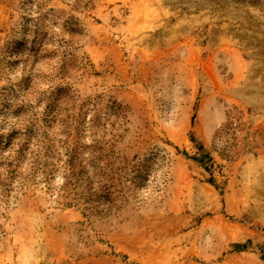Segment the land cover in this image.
Returning a JSON list of instances; mask_svg holds the SVG:
<instances>
[{"label": "rangeland", "instance_id": "374dc122", "mask_svg": "<svg viewBox=\"0 0 264 264\" xmlns=\"http://www.w3.org/2000/svg\"><path fill=\"white\" fill-rule=\"evenodd\" d=\"M263 119L264 0H0V264H264ZM244 162L243 239L167 202Z\"/></svg>", "mask_w": 264, "mask_h": 264}, {"label": "crops", "instance_id": "0c3cea01", "mask_svg": "<svg viewBox=\"0 0 264 264\" xmlns=\"http://www.w3.org/2000/svg\"><path fill=\"white\" fill-rule=\"evenodd\" d=\"M215 124H210L209 130H205L204 125L197 124L194 132L197 142L202 146L201 152L212 156L213 159L216 157L209 144L211 129ZM257 141L264 148V119L259 125ZM183 142L185 147L195 149L192 142L186 139ZM237 173L240 182L236 181L234 174H230L227 180L219 183V178L210 171H202L197 167L192 171H171L170 196L166 200L178 210L177 214L181 209L190 208L191 211L184 216L187 221L210 224L213 229L218 228L222 231L224 238L230 241L243 239L248 232L245 222L231 221L229 217L243 213L249 203L250 189L253 191L254 188L249 185L247 162L241 164ZM251 175L253 178L251 181L255 184L264 176V170L257 167Z\"/></svg>", "mask_w": 264, "mask_h": 264}]
</instances>
